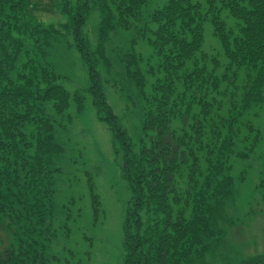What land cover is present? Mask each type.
I'll use <instances>...</instances> for the list:
<instances>
[{"label":"trees","instance_id":"1","mask_svg":"<svg viewBox=\"0 0 264 264\" xmlns=\"http://www.w3.org/2000/svg\"><path fill=\"white\" fill-rule=\"evenodd\" d=\"M52 1L62 20L44 26L31 0H0V227L11 236L0 239V264H47V238L37 230L52 207L50 167L62 146L46 102L63 112L70 97L81 106L85 91L123 153L131 197L119 264H204V239L221 233L225 204L243 177L236 165L255 147L264 149V126L246 117L251 106L264 103V0H156L151 11L152 0ZM96 8L93 41L86 26ZM145 15L147 40L159 58L156 73L147 70L155 78L146 88L135 54L118 56L114 65L136 87L142 121L134 138L117 122L96 63L103 59L109 71L111 32ZM206 22L218 43L215 53L202 48ZM56 34L86 65L85 91L65 88L46 55L47 37ZM236 264H264V254Z\"/></svg>","mask_w":264,"mask_h":264},{"label":"rangeland","instance_id":"2","mask_svg":"<svg viewBox=\"0 0 264 264\" xmlns=\"http://www.w3.org/2000/svg\"><path fill=\"white\" fill-rule=\"evenodd\" d=\"M31 3L34 16L44 26L62 20L56 1L31 0ZM159 3L152 0L148 9L151 11ZM146 15L142 22L131 28L116 27L111 32L106 44V56L112 63L109 71L103 59L96 63L102 75L107 102L114 110L117 122L134 138L139 136L142 121L136 87L127 77L118 76L114 65L118 56H140V71H144L147 78L146 88L150 86L155 74L147 70L153 67L156 73L159 58L153 54L147 40L150 30L144 27ZM99 17L100 11L96 8L86 26L87 35L91 39L95 35L94 40ZM47 39L46 55L52 60L55 70L63 75L62 85L71 92L75 89L85 91L88 69L74 46L60 34ZM202 48L208 53L219 51L218 43L211 38L208 22L205 23ZM85 95L81 106L70 97L69 106L63 112H58L56 106L52 107L53 102H46L49 106L46 115L54 124V139L62 146L50 167L52 207L37 230L39 238H47L42 241L46 245L47 264H119L122 253V219L131 197L122 170L123 153L119 143L113 139L112 125L103 121L86 91ZM246 117L262 128L264 103L251 106ZM236 171H241L243 177L236 181L233 195L225 204L224 218L218 225L221 233L215 238L204 239L203 243L209 247L204 264H216V261L218 264H236L249 256L264 254V182L261 183L264 178V149L255 147L248 157L239 161ZM93 195L99 205L96 215L93 203L97 205V200ZM4 224L7 225L8 221L5 220ZM10 237L5 228L0 227V239L9 240ZM194 264H202V261L197 260Z\"/></svg>","mask_w":264,"mask_h":264}]
</instances>
